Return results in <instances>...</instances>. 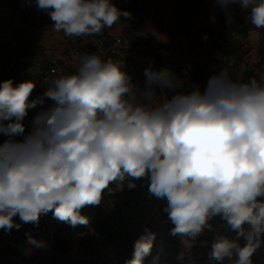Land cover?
Returning a JSON list of instances; mask_svg holds the SVG:
<instances>
[{
    "label": "clouds",
    "instance_id": "clouds-1",
    "mask_svg": "<svg viewBox=\"0 0 264 264\" xmlns=\"http://www.w3.org/2000/svg\"><path fill=\"white\" fill-rule=\"evenodd\" d=\"M217 3L223 9L238 4L249 10L255 28H264V0ZM35 5L68 37L98 35L121 17L131 18L112 0ZM143 74L141 89L124 60L85 53L74 74L51 80L35 100L33 81L0 83V134L8 137L0 144V229L38 225L49 212L73 227L87 226L81 209L99 206L105 190L135 189L141 180L151 195L166 199L173 236L195 240L220 217L235 236L217 237L209 257L219 264H252L264 237V80L236 81L221 68L203 90L196 85L185 92L177 91L169 69L148 67ZM160 90L173 94L160 100ZM45 98L52 106L34 117L26 134L28 110ZM26 235L33 248L47 247ZM154 239L146 230L125 264H143Z\"/></svg>",
    "mask_w": 264,
    "mask_h": 264
},
{
    "label": "rangeland",
    "instance_id": "rangeland-1",
    "mask_svg": "<svg viewBox=\"0 0 264 264\" xmlns=\"http://www.w3.org/2000/svg\"><path fill=\"white\" fill-rule=\"evenodd\" d=\"M112 2L119 9L130 12L131 18L121 17L111 28L105 29H109L114 34L130 36L134 41L143 42V44L139 43L138 48L130 50L132 60L135 62L131 65L132 82L141 89L144 88L146 79L143 73L148 67L157 71L169 69L172 73L177 69L179 72L174 73L178 79L177 91L185 92L196 85L203 90L209 77L221 68L227 69L236 81H247L251 77L264 80V28L257 29L250 22L249 34L241 39L245 49L248 50L247 54L241 59L223 58L222 64L215 62V52L211 50L208 37L195 32L196 28L203 25L219 23L218 3L208 10L210 16L205 17L202 14L181 11L177 0H112ZM20 33L30 37L38 65L48 60L55 67L54 75L50 76V71L45 72L47 77L44 82L45 87L49 86L51 80L62 74H74L83 54H105L111 47V41L105 38V30L98 35L82 37H68L63 32L28 35L18 16L0 6V44L14 36L17 37ZM143 45L160 55V59L142 54L147 52V50H141ZM194 62L199 63L207 71L201 79L190 76ZM35 71H40V68L37 66ZM172 94L170 91L160 90L158 99L170 98ZM28 131L30 130H25L26 134ZM111 188L116 189V184L113 183ZM125 197L126 187L122 192L105 191L102 205L105 210L112 212L114 204H122ZM14 219L20 223L18 216ZM165 221L171 223L169 219ZM26 233L37 239H43L47 247L33 248L27 243ZM5 235L14 248L8 251H2L3 247L0 248V264H125L133 255V252L126 253L121 249L104 248L96 234H89L84 242L77 238H70L69 250L62 253L53 248L51 229H38L37 225L31 223L22 224L19 230L13 229L11 232H5ZM170 236L171 246L165 251L156 252L147 264H219L209 257L214 241L197 243L198 257L201 261H196L194 258H188V252L193 245L192 240L187 238L183 240L180 235L173 236L171 232ZM240 243L243 244L244 241L241 240ZM263 243L264 237L261 240V247L252 256V264H264ZM181 252L184 256L179 259ZM223 264H231V262L225 261Z\"/></svg>",
    "mask_w": 264,
    "mask_h": 264
},
{
    "label": "trees",
    "instance_id": "trees-1",
    "mask_svg": "<svg viewBox=\"0 0 264 264\" xmlns=\"http://www.w3.org/2000/svg\"><path fill=\"white\" fill-rule=\"evenodd\" d=\"M177 3L179 9L183 12L189 11L190 13H198L209 17L208 10L217 3V0H177ZM218 19L219 23L217 25L206 24L196 28L195 32L208 37L211 50L215 52L214 60L217 64H222L223 58L237 57L241 59L248 52L241 39L245 38L250 31L249 10H242L238 4H232L227 9L220 7ZM104 30L105 38L111 41L110 46L112 47L114 40L109 36L106 29ZM128 38L133 42L131 47L119 51H112L109 47L105 54H99V56L102 60L109 58L124 60L125 70L132 78L133 68L131 65L135 62L132 60L130 50L138 48L139 43L143 44V42L134 41L130 36ZM141 50H147V52L142 51V54L146 57L160 59V55H157L152 49H148L147 46L143 45ZM261 52L263 55V51ZM52 65L48 60L43 61L42 64H37L36 53L30 37L23 36L22 33L0 44V83L7 79H12L14 85L24 81H33L36 83V87L30 96L32 100L40 97L46 90L44 82L47 77L45 72L50 71L49 75H54L55 67ZM37 66L40 71H35ZM175 70L174 73L179 72L177 69ZM206 73V69L199 63H193L190 73L192 78L201 79ZM52 103L51 100L45 98L42 105L38 104L35 108L29 109L23 121L25 130H31L34 117L42 110L50 108ZM7 139V136L0 134V144ZM14 139L23 140L21 136L14 137ZM136 184L137 188L135 189L129 190L126 188L125 201L122 204H114L112 212L105 210L102 203L99 206H86L81 209V214L87 216L90 220L87 226L77 225L73 227L66 222L55 219L52 212H49L46 215H41L37 228L51 229L53 232V248L62 253L69 250L70 238H77L84 242L89 234H96L104 248L111 247L114 250L121 249L126 253H132L135 241L147 230L155 234L151 253L143 260V264H147L156 252L165 251L171 246L170 232L174 225L165 221L168 220V215L164 211L166 199H158L151 195L147 186H142L145 184L144 181L138 180ZM157 210H159V213H157ZM222 235L230 238L235 236L220 217H215L209 222V228L195 240H192L193 245L188 252V258L201 261L198 257L197 243L200 241L211 242ZM1 247H3L2 251L14 248L3 229H0Z\"/></svg>",
    "mask_w": 264,
    "mask_h": 264
},
{
    "label": "built area",
    "instance_id": "built-area-1",
    "mask_svg": "<svg viewBox=\"0 0 264 264\" xmlns=\"http://www.w3.org/2000/svg\"><path fill=\"white\" fill-rule=\"evenodd\" d=\"M0 6L5 7L18 16L28 34L39 35L43 33H62L53 29V21L49 14L43 10H38L35 0H0ZM113 38L112 51L129 48L133 42L128 37L114 34L109 29L106 30Z\"/></svg>",
    "mask_w": 264,
    "mask_h": 264
}]
</instances>
